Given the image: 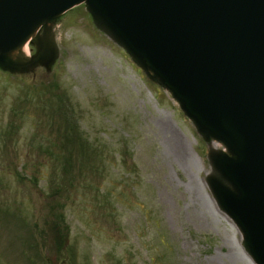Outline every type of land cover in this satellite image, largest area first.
Here are the masks:
<instances>
[{"label": "rangeland", "instance_id": "374dc122", "mask_svg": "<svg viewBox=\"0 0 264 264\" xmlns=\"http://www.w3.org/2000/svg\"><path fill=\"white\" fill-rule=\"evenodd\" d=\"M41 48L54 53L47 65L0 69V264H256L208 184L223 143L88 7L9 58L22 65Z\"/></svg>", "mask_w": 264, "mask_h": 264}, {"label": "water", "instance_id": "95a60500", "mask_svg": "<svg viewBox=\"0 0 264 264\" xmlns=\"http://www.w3.org/2000/svg\"><path fill=\"white\" fill-rule=\"evenodd\" d=\"M82 2L198 130L227 148L212 161L229 187L210 185L264 264V0H0V68L50 63V49L22 65L9 54Z\"/></svg>", "mask_w": 264, "mask_h": 264}, {"label": "bare ground", "instance_id": "6f19581e", "mask_svg": "<svg viewBox=\"0 0 264 264\" xmlns=\"http://www.w3.org/2000/svg\"><path fill=\"white\" fill-rule=\"evenodd\" d=\"M99 25H101V27H103L107 32L108 34L111 35L112 38H114L116 40V38L110 33V31L102 24V22L99 21ZM26 43H24L22 45L25 46ZM170 131V130H168ZM170 135H171V142H172V145L174 146V148L177 150L179 156H181L184 160H189V155L186 153V151L184 150L183 148V143L181 142V140L179 139V137H177L174 133L170 132ZM224 149H225V152H227V148L224 146ZM215 155H218V154H213V156ZM212 156V157H213ZM212 157H211V160H212ZM212 164H213V161H212ZM214 165V164H213ZM215 167V166H214ZM217 172V175H215L213 179V181H208V184L210 185V183L212 182H216V181H223V178L221 177L220 173L218 171H215Z\"/></svg>", "mask_w": 264, "mask_h": 264}, {"label": "trees", "instance_id": "16d2710c", "mask_svg": "<svg viewBox=\"0 0 264 264\" xmlns=\"http://www.w3.org/2000/svg\"><path fill=\"white\" fill-rule=\"evenodd\" d=\"M65 115H66V125H65V128H64V131L66 130V132H67V129L69 127L71 128V130L73 129V127L75 125L74 124L75 122L73 121V117L72 116H70L67 113ZM66 132H65V136H64L65 140L66 141L72 140V138H70V136L67 135ZM46 150H47V152L51 153L50 150H49V147H47ZM54 225H56L55 226L56 227V231H55V233H56L55 244L57 245V248H60L61 245H62V242H63V239H62L63 236L61 235V232H60L61 231V226H60V223H59L58 219L54 222Z\"/></svg>", "mask_w": 264, "mask_h": 264}]
</instances>
